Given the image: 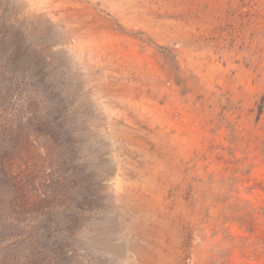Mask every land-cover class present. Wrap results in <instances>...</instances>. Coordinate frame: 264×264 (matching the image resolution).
Returning a JSON list of instances; mask_svg holds the SVG:
<instances>
[{"label": "rangeland", "instance_id": "1", "mask_svg": "<svg viewBox=\"0 0 264 264\" xmlns=\"http://www.w3.org/2000/svg\"><path fill=\"white\" fill-rule=\"evenodd\" d=\"M161 231L264 264V0H0V264H149Z\"/></svg>", "mask_w": 264, "mask_h": 264}, {"label": "bare ground", "instance_id": "2", "mask_svg": "<svg viewBox=\"0 0 264 264\" xmlns=\"http://www.w3.org/2000/svg\"><path fill=\"white\" fill-rule=\"evenodd\" d=\"M200 1V0H199ZM205 1V0H204ZM221 1V0H220ZM120 2V1H119ZM206 2H207V0H206ZM215 2V1H214ZM218 2V1H217ZM187 3V2H186ZM197 3V2H196ZM209 3V2H208ZM213 3V2H212ZM190 4V3H189ZM215 4V3H214ZM196 5V4H195ZM219 5V4H218ZM215 6V5H214ZM208 7V6H207ZM221 7H223V6H221ZM198 9V8H197ZM205 9V8H204ZM213 9V8H212ZM211 9V10H212ZM218 9V8H217ZM224 9V8H223ZM199 11V10H198ZM208 11V10H207ZM197 12V11H196ZM204 12V11H203ZM200 14V13H199ZM198 14V15H199ZM208 14H210L209 12H208ZM76 15V14H75ZM205 17H206V15H205ZM113 18V17H112ZM189 18V17H188ZM191 18V17H190ZM196 18V17H195ZM115 19V18H114ZM205 19V18H204ZM88 21V20H87ZM190 21V20H189ZM194 21V20H193ZM87 23V22H86ZM90 23V22H89ZM199 23H200V21H199ZM103 24V23H102ZM114 25V24H113ZM96 27H99V26H96ZM95 27V28H96ZM116 27V26H115ZM114 27V28H115ZM86 28H88V27H86ZM100 28V27H99ZM98 28V29H99ZM103 28H104V26H103ZM135 28V27H134ZM97 29V30H98ZM102 29V28H101ZM110 29V28H109ZM80 30V29H79ZM93 30H94V28H93ZM114 30V29H113ZM122 30V29H121ZM101 31V30H100ZM99 31V32H100ZM105 31H106V29H105ZM126 32V31H125ZM105 33V32H104ZM134 33V32H133ZM140 33V32H139ZM200 35V34H199ZM111 36V35H110ZM117 36V35H116ZM125 36H126V34H125ZM131 36V35H130ZM138 37V36H137ZM102 39V38H101ZM109 39V38H108ZM154 40V39H153ZM103 41V40H102ZM108 41V40H107ZM119 42V41H118ZM141 42V41H140ZM114 43V42H113ZM99 44V43H98ZM118 44V43H117ZM123 44V43H122ZM126 44H128V43H126ZM142 44H143V41H142ZM145 44V43H144ZM105 46V45H104ZM132 47V46H131ZM152 48V47H151ZM94 51V50H93ZM114 51H116V50H114ZM93 53V52H92ZM95 53V52H94ZM100 54V53H99ZM105 54V53H104ZM108 54V53H107ZM111 55V54H110ZM98 56V55H97ZM157 57V56H156ZM159 58V57H158ZM105 59V58H104ZM156 59V58H155ZM130 60H131V58H130ZM117 63V62H116ZM122 66H124V65H122ZM145 66H147V65H145ZM144 69H146V68H144ZM160 69V68H159ZM124 70V69H123ZM115 71V70H114ZM130 71V70H129ZM116 72V71H115ZM141 72V71H140ZM146 72V71H145ZM150 72V71H149ZM148 72V73H149ZM119 74V73H118ZM125 74V73H124ZM123 74V75H124ZM118 76V75H117ZM130 77V76H129ZM122 78V77H121ZM129 80V79H128ZM135 80V79H134ZM166 80V79H165ZM170 80V79H169ZM168 80V81H169ZM164 81V80H163ZM162 81V82H163ZM116 82V81H115ZM121 82V81H120ZM125 82V81H124ZM161 82V83H162ZM158 83H160V82H158ZM116 84V83H115ZM119 85H121V84H119ZM129 85V84H128ZM148 85V84H147ZM187 85V84H186ZM124 87V86H123ZM117 88V87H116ZM131 88V87H130ZM172 88V87H171ZM240 88V87H239ZM129 89V88H128ZM127 89V90H128ZM137 89V88H136ZM136 89H135V91H136ZM121 90V89H120ZM125 90H126V87H125ZM130 90V89H129ZM158 91V90H157ZM125 92V91H124ZM130 92H132V91H130ZM190 93V92H189ZM130 94V93H129ZM135 94V93H134ZM202 95V94H201ZM179 96V95H178ZM174 97V96H173ZM218 97V96H217ZM165 98V97H164ZM176 99V98H175ZM181 100V99H180ZM123 101V100H122ZM165 101V100H164ZM187 102V101H186ZM195 104V103H194ZM201 105V104H200ZM120 108H122V107H120ZM176 109V108H175ZM198 109V108H197ZM201 109H203V108H201ZM207 109V108H206ZM205 109V110H206ZM195 111V110H194ZM166 112V111H165ZM212 115V114H211ZM188 117V116H187ZM196 117V116H195ZM135 118V117H134ZM194 119V118H193ZM170 120V119H169ZM149 121V120H148ZM191 124V123H190ZM187 125H189L188 123H187ZM183 126H185V125H183ZM145 127V126H144ZM172 127V126H171ZM204 128H205V125H204ZM150 129V128H149ZM194 131H196V129L194 130ZM191 133H192V131H191ZM194 133V132H193ZM188 134V133H187ZM186 134V135H187ZM210 134V133H209ZM189 136V135H188ZM180 137V136H179ZM177 138V137H176ZM186 138V137H185ZM204 138V137H203ZM189 140V139H188ZM198 141V140H197ZM205 141V140H204ZM210 141V140H209ZM196 142V141H195ZM207 143V142H206ZM181 144H184V141H182L181 142ZM200 144V143H199ZM179 146H180V148L182 147V151H185V149H184V146H182V145H180L179 144ZM175 149V148H174ZM180 150V149H179ZM181 151V150H180ZM160 152V151H159ZM189 152V151H188ZM210 152H211V150H210ZM201 153V152H200ZM207 153V152H206ZM215 153V152H214ZM167 154V153H166ZM209 154V153H208ZM159 155V154H158ZM164 155V154H163ZM202 155H204V153L202 154ZM177 156V155H176ZM212 156V155H211ZM203 157V156H202ZM179 158V157H178ZM177 158V159H178ZM195 159V158H194ZM171 161H172V159H171ZM170 161V162H171ZM174 162V161H173ZM153 163V162H152ZM173 165H175V163H173ZM194 166V165H193ZM205 166V165H204ZM182 169V168H181ZM212 169V168H211ZM186 170V169H185ZM182 171H184L183 169H182ZM207 175H209V174H207ZM204 177H206V176H204ZM208 178V177H207ZM210 178V177H209ZM183 181V180H182ZM186 181V180H185ZM184 181V182H185ZM199 181V180H198ZM148 182H149V180H148ZM188 183H189V181H188ZM184 184V183H183ZM163 185V184H162ZM176 185V184H175ZM160 186V185H159ZM181 186V185H180ZM160 188H162V187H160ZM171 188V187H170ZM191 188V187H190ZM195 188H197V187H195ZM174 189V188H173ZM189 190V189H188ZM171 194V193H170ZM198 194V193H197ZM185 195H186V193H185ZM171 196V195H170ZM189 196V195H188ZM202 196V195H201ZM188 199V198H187ZM161 200V199H160ZM161 203V202H160ZM159 215V214H158ZM179 220V219H178ZM219 221V220H218ZM165 222H167V221H165ZM173 223V222H172ZM156 224V223H155ZM160 225V224H159ZM162 225V224H161ZM166 225L168 226V224L166 223ZM177 225V224H176ZM154 226V225H153ZM156 227V226H155ZM214 228V227H213ZM158 229V228H157ZM164 231V230H163ZM167 231V230H166ZM165 231V232H166ZM189 231V230H188ZM192 231V230H191ZM191 231H189V232H191ZM152 232V231H151ZM173 232V231H172ZM157 233V232H156ZM159 234H162L161 235V244H160V248L158 249V251L157 252H150V251H148L147 249L146 250H144V255H145V261L146 262H149V264H151V263H153V264H160L163 260H165L166 258H170V261H167L168 262V264H173L174 263V261H175V259H177V257H178V253L177 252H175L173 249V251L175 252L174 253V255H173V252H169L168 253V255H170V256H165L164 255V252L166 251L165 249H164V245H167V243L165 242V235L162 233V231H161V233H159ZM158 234V235H159ZM173 234V233H172ZM171 234V235H172ZM175 234V233H174ZM173 234V235H174ZM187 236V235H186ZM191 236V235H190ZM156 237V236H155ZM159 237V236H158ZM168 237V236H167ZM182 237V236H181ZM173 238V237H172ZM174 238H176V237H174ZM173 238V239H174ZM190 238V237H189ZM186 240V239H185ZM184 240V241H185ZM188 240V239H187ZM190 240V239H189ZM186 242H188V241H186ZM170 243V242H169ZM191 243H189L188 245H190ZM177 244L175 243V240H173L172 242H171V244H170V247H172V248H174L175 246H176ZM157 246V245H156ZM169 246V245H168ZM180 246H181V244H180ZM185 247V246H184ZM197 247H199V246H197ZM180 248V247H179ZM165 250V251H164ZM170 250V249H169ZM179 250H181V249H179ZM189 250V249H188ZM180 252V251H179ZM185 252V251H184ZM170 253H172V254H170ZM187 253V252H186ZM185 254V253H184ZM180 255V254H179ZM188 255V254H187ZM184 258V257H183ZM187 258V257H186ZM214 261V260H213ZM179 262V261H178Z\"/></svg>", "mask_w": 264, "mask_h": 264}]
</instances>
